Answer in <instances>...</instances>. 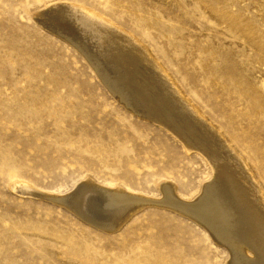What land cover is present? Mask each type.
Returning a JSON list of instances; mask_svg holds the SVG:
<instances>
[{
	"label": "rangeland",
	"instance_id": "1",
	"mask_svg": "<svg viewBox=\"0 0 264 264\" xmlns=\"http://www.w3.org/2000/svg\"><path fill=\"white\" fill-rule=\"evenodd\" d=\"M57 2L140 39L264 187V0H0V264H229L227 246L168 207L146 206L106 233L51 199L93 179L154 201L172 187L199 202L213 179L207 159L131 112L84 53L33 20ZM228 13L249 25L247 39L230 36Z\"/></svg>",
	"mask_w": 264,
	"mask_h": 264
},
{
	"label": "bare ground",
	"instance_id": "2",
	"mask_svg": "<svg viewBox=\"0 0 264 264\" xmlns=\"http://www.w3.org/2000/svg\"><path fill=\"white\" fill-rule=\"evenodd\" d=\"M229 16L228 13L222 17L230 36L235 34L241 39L242 37L247 39V36L252 34L248 29L249 25L237 24V21L231 20ZM33 18L42 29L52 32L84 53L117 100L130 108L131 112H136L141 117L164 127L189 152L197 153L207 159L212 168L213 179L205 188L204 198L199 202L182 200L172 187L165 188L168 196L164 200L154 201L122 188L104 187L93 179L82 181L67 196L51 198L23 184L19 186L21 191L27 190L29 195L35 197L51 198L89 225L106 233L120 230L133 215L146 206H165L205 226L213 239L219 240V243L229 249L231 253L229 264H264L262 183L255 176L250 164L246 163V160L231 146L221 129L202 115L191 102L192 100L183 94L178 84L157 62L148 47L114 22L100 18L76 3L51 4ZM220 19L223 22V18ZM91 37L97 40L93 47H91L93 44ZM96 46L98 53L92 54L89 50L94 52ZM99 47H102L103 53L101 51L99 54ZM140 54L148 59L151 69L146 70L141 67L146 61L143 62L142 57L139 58ZM226 59L228 60L227 56ZM206 196L213 200L210 205L205 201Z\"/></svg>",
	"mask_w": 264,
	"mask_h": 264
}]
</instances>
